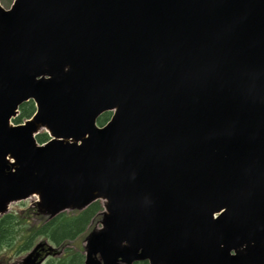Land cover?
I'll return each mask as SVG.
<instances>
[{
    "label": "water",
    "instance_id": "95a60500",
    "mask_svg": "<svg viewBox=\"0 0 264 264\" xmlns=\"http://www.w3.org/2000/svg\"><path fill=\"white\" fill-rule=\"evenodd\" d=\"M35 195L102 203L85 264H264V0L0 3V216Z\"/></svg>",
    "mask_w": 264,
    "mask_h": 264
},
{
    "label": "trees",
    "instance_id": "16d2710c",
    "mask_svg": "<svg viewBox=\"0 0 264 264\" xmlns=\"http://www.w3.org/2000/svg\"><path fill=\"white\" fill-rule=\"evenodd\" d=\"M35 111V105L33 101L25 102L21 106V114L15 119L16 122L22 121L26 117H30ZM105 117V116H104ZM106 119V117H105ZM47 139V135L40 134L38 140L43 142ZM101 209L99 202H94L84 211L80 212L76 216H67L61 214L58 217L51 220L50 223L41 225V227L32 229L31 233L23 234V245L29 246L35 237L38 235H44L54 240L57 243H61L67 239H72L76 235L81 234L93 218V216ZM17 224L15 216L10 213L5 215L0 220V250L9 247L13 242H16L15 226ZM60 264H82V256L80 254H74L69 262L62 261ZM135 264H148L145 261L137 262Z\"/></svg>",
    "mask_w": 264,
    "mask_h": 264
},
{
    "label": "rangeland",
    "instance_id": "374dc122",
    "mask_svg": "<svg viewBox=\"0 0 264 264\" xmlns=\"http://www.w3.org/2000/svg\"><path fill=\"white\" fill-rule=\"evenodd\" d=\"M14 0H0V3L5 7V8H10V6L12 5ZM36 198V197H35ZM35 198H29L27 200H23V201H19V202H15L12 203V210L15 212H19L23 209H27L29 207H31V205L33 204V201L35 200ZM101 217L100 216H96L94 222L92 223L91 227L88 226L86 227V229L81 233V235H77V238L75 237L74 240L69 241L67 243V245L65 247H62L61 249L63 250V252L58 255V256H52L49 257L46 261L45 264H53L56 263L59 258H62L63 256H65V251H68V254H73L74 252H81L80 249H82V253L81 255H84L83 253V246H84V238L85 236L88 234V232L94 228L95 226H100V223H98L100 221ZM90 227V228H89ZM20 235H16V237L18 238ZM42 237H39L36 242L42 240ZM35 242V243H36ZM24 252H21L20 254H11V251L9 250H4L3 252H0V262H13L17 259H20L23 255Z\"/></svg>",
    "mask_w": 264,
    "mask_h": 264
},
{
    "label": "flooded vegetation",
    "instance_id": "af4514ba",
    "mask_svg": "<svg viewBox=\"0 0 264 264\" xmlns=\"http://www.w3.org/2000/svg\"><path fill=\"white\" fill-rule=\"evenodd\" d=\"M39 221L41 222V219L39 218ZM45 255V251L42 253V256ZM0 264H4L3 262H0Z\"/></svg>",
    "mask_w": 264,
    "mask_h": 264
}]
</instances>
